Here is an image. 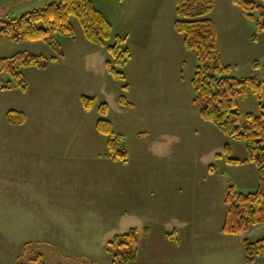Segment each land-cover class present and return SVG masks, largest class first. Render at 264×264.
I'll return each instance as SVG.
<instances>
[{"label": "rangeland", "instance_id": "rangeland-1", "mask_svg": "<svg viewBox=\"0 0 264 264\" xmlns=\"http://www.w3.org/2000/svg\"><path fill=\"white\" fill-rule=\"evenodd\" d=\"M51 1L54 0H0V27L1 22ZM92 1L113 24L104 45L86 38L82 23L75 15L70 16L74 36L57 35L63 57L45 40L14 41L0 32V59L19 52L50 59L45 68H22L26 90L19 86L0 89V264H36L42 260L52 264H115L112 254L106 250L107 242L115 234L138 226H148L150 232L145 237L141 232L137 256L128 264H173L167 241L174 244L175 240L166 235L171 232L174 218L190 217L192 211H203L205 225L208 219L212 225L211 229L203 227L194 239L196 262L219 264L228 250L225 248H231L220 237L224 233L221 229L224 218L218 214L220 209H225L220 190L233 184L242 192L255 191L257 167L252 162H244L245 143L223 134L213 122L200 115L192 102L191 80L197 59L195 51L186 48L183 34L175 29V0ZM217 1L216 4L214 0L212 15L217 24L220 53L224 63L231 66L230 74L254 75L263 80L264 30L258 31L256 19L246 17L233 0L229 2L230 7L237 6V12L228 6L227 0ZM256 1L264 5L261 0ZM118 35L124 38L122 45L130 54L123 66H116L125 75L122 79L111 76L105 64L112 59L107 45L115 43ZM84 95L95 96L96 103L90 111L83 110L87 113L83 125H92L101 116L98 104L106 102L107 117L112 121L114 133L122 136L128 159L115 160L108 168L98 164L88 167L97 184L92 190L89 188L92 195L82 199L86 205L84 210L89 211L77 212L80 217L69 219L75 220L77 229L67 219L58 225L52 218L26 217L23 208L26 195L19 197L25 201L12 203L11 186L2 178L6 174L10 176L11 161L25 175L23 161L27 160V154L23 160L9 154L8 148L35 144L39 140L34 137L37 130L46 128L53 132L66 128L64 124L80 114L78 106ZM120 95H125L131 105H122ZM238 101L243 121L248 112L258 114L260 100L249 90ZM11 109L23 111L25 120L10 123L6 113ZM226 144L229 157L241 162L226 160ZM63 150L53 153L55 159L75 161L76 155ZM210 165L213 171H209ZM79 168L80 165L77 175L84 176L85 172ZM120 179H130V184ZM139 182L141 191L143 187L141 197ZM151 190L154 194L147 195ZM61 226H65V231ZM161 234L167 241L159 239ZM234 235L231 255L235 259L231 256V261L246 264L241 239L264 237V223ZM255 264H264V256L257 257Z\"/></svg>", "mask_w": 264, "mask_h": 264}, {"label": "trees", "instance_id": "trees-1", "mask_svg": "<svg viewBox=\"0 0 264 264\" xmlns=\"http://www.w3.org/2000/svg\"><path fill=\"white\" fill-rule=\"evenodd\" d=\"M243 14L256 19L258 31L264 30V5L256 0H233ZM264 3V0H261ZM177 18L174 26L183 34L187 49L194 50L197 64L192 77L194 95L193 104L200 115L211 122L226 136L241 140L247 148L244 162H252L257 167L258 187L255 191L242 192L233 184H228L224 194L225 215L222 230L226 234H240L252 226L264 223V79L257 76L239 77L230 74L231 66L225 64L220 53L217 30L214 21L207 16L212 10L214 0H175ZM75 15L82 23L88 40L104 45L110 38L112 24L106 15L98 9L92 0H54L43 7L34 8L18 16L1 22L0 32L14 41L25 39L45 40L64 56V51L57 39L58 34L74 36L70 16ZM123 37L118 35L116 42L107 45L112 59L106 60L108 73L118 79L125 78L116 66H123L130 56L129 49L122 45ZM48 58L34 53L19 52L10 58H1L0 89H12L19 86L27 89L22 68L37 66L45 68L49 65ZM258 66L256 61L253 62ZM264 76V65L262 69ZM7 75L8 77H5ZM124 89L127 85L123 86ZM250 91L260 100L259 112H248L246 120H242L239 97ZM263 100V101H262ZM83 106L90 110L96 103L95 96H82ZM122 105H131L125 95H120ZM98 110L101 114L95 121L98 132L104 137L106 155L112 159H128L127 147L121 135H116L112 121L107 117L108 104L100 102ZM6 118L10 123H21L26 115L23 111L8 110ZM228 145L225 146L226 160L239 163L241 160L229 157ZM210 165L209 171H213ZM144 233L147 229L144 228ZM141 231L130 227L126 232L118 233L107 242L106 250L112 254L115 264H128L137 256L141 239ZM169 237L176 240L172 233ZM245 263L255 264L259 256H264V237L257 240L243 239ZM17 264H23L22 262ZM36 264H52L40 261Z\"/></svg>", "mask_w": 264, "mask_h": 264}, {"label": "crops", "instance_id": "crops-1", "mask_svg": "<svg viewBox=\"0 0 264 264\" xmlns=\"http://www.w3.org/2000/svg\"><path fill=\"white\" fill-rule=\"evenodd\" d=\"M217 0L215 3L217 4ZM230 0H227L228 6L230 7ZM214 4L212 10L208 13V16L214 21L217 36L218 29L217 24L215 22V18L212 15V12L216 6ZM231 8V7H230ZM237 6L234 5L233 9L237 12ZM241 10V9H240ZM242 11V10H241ZM240 14V11H239ZM241 16V15H239ZM108 18V17H107ZM177 18V17H176ZM110 20V19H109ZM111 22V21H110ZM112 24V22H111ZM113 27V24H112ZM179 45V43H176ZM175 46V47H176ZM177 49V48H176ZM223 58V57H222ZM176 63H179L178 61ZM177 68V67H176ZM175 68V69H176ZM157 87H154L156 90ZM78 110L80 114L78 116L71 117L68 123H65L64 126L66 128L59 129L60 131H50L49 129H40L35 131L34 137L39 139L35 141V144L27 145V148L23 146L21 147H11L8 148L9 154H14L18 158H23L24 154H27V160L23 166V169L26 171L25 175L19 173V168L15 169L18 164H14L11 161V171L10 176L2 178L4 182H9L11 186L10 195L12 203L25 201L19 199L20 195H26V204H24L23 208L26 211V217H34L41 218L44 217L52 218L54 223L60 224L64 219L68 220V224L77 229L78 224H75L74 217H80L81 214L77 212H86L89 210H84L86 205L84 204L85 196H89L90 193L89 188L92 190L94 184H97V179H93L94 175H91V169L98 165H103L108 168L109 165L116 163L115 159H112L106 155V148L104 144V138L98 132L95 126V119L92 125L85 124L84 118L87 113H83V110H86L83 106V101L78 106ZM83 122V123H82ZM73 123V125H72ZM63 127V125H61ZM71 127V129H69ZM63 149H66V152H72L71 156L76 155L75 161H66V160H58L55 159L56 155L54 152H62ZM159 150V148H158ZM79 160L77 161L78 157ZM77 161V165H76ZM69 164V165H68ZM80 165V171L82 173L85 172L84 176L77 175V166ZM61 169H64L63 171ZM87 169V170H86ZM75 170V172H74ZM79 171V172H80ZM125 183L130 184V179H120ZM119 180V181H120ZM138 181H141L140 179ZM2 182V181H1ZM145 184V183H144ZM159 184V183H158ZM156 184L155 186H157ZM92 186V187H91ZM140 182H139V195L143 196V187L142 191L140 190ZM225 189L222 188L220 193L223 191V197L225 194ZM154 194V191H148L147 195ZM221 197V195L219 194ZM222 199V198H221ZM221 202V200H220ZM220 202L218 204H220ZM27 205V206H26ZM94 207V206H93ZM92 209V204L90 205ZM39 209V211L35 212V210ZM196 212V213H195ZM191 212L190 217H179L173 219V225L170 228L171 232L169 234H174L176 236V240L167 241L163 238L164 235H160L159 239L165 240L169 242L167 246L172 250L173 264H200L195 260V242L194 239H197V235L202 232V228L206 227L207 229H211L212 225L210 220L209 223L205 225V219L203 216L205 213L202 211ZM203 214V216H202ZM24 215V213H23ZM220 218H224L225 209H220ZM85 216V215H84ZM205 217V216H204ZM183 219V220H182ZM38 226L42 227V223L38 222ZM66 226V225H65ZM65 226H61V229L64 230ZM138 229L140 226L137 227ZM146 228L147 232H142L143 229ZM222 229V223H221ZM65 231V230H64ZM77 233V230H75ZM81 231V230H80ZM140 231L143 233L144 237L149 234L150 229L148 226H143L140 228ZM205 231V229L203 230ZM223 232V231H222ZM221 239L226 241L227 244L231 245V248H225L227 252H224L223 259H229L228 262L222 261L219 264H233V260L235 259V255L232 256V248H233V237L236 235L231 234H220ZM169 237V236H168ZM170 239H173L169 237ZM243 237L241 240V250L243 254ZM75 240V239H74ZM174 240V239H173ZM63 244L65 241L63 240ZM66 244V243H65ZM224 250V251H226ZM240 250V253H241ZM239 253V258L241 259V255ZM231 256L233 260L231 261ZM244 256V255H243ZM245 257V256H244ZM243 258V257H242ZM245 261V259H244Z\"/></svg>", "mask_w": 264, "mask_h": 264}]
</instances>
